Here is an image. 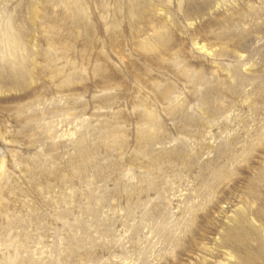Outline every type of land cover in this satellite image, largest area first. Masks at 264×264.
Masks as SVG:
<instances>
[{
	"label": "rangeland",
	"instance_id": "374dc122",
	"mask_svg": "<svg viewBox=\"0 0 264 264\" xmlns=\"http://www.w3.org/2000/svg\"><path fill=\"white\" fill-rule=\"evenodd\" d=\"M263 240L264 0H0V264Z\"/></svg>",
	"mask_w": 264,
	"mask_h": 264
},
{
	"label": "bare ground",
	"instance_id": "6f19581e",
	"mask_svg": "<svg viewBox=\"0 0 264 264\" xmlns=\"http://www.w3.org/2000/svg\"><path fill=\"white\" fill-rule=\"evenodd\" d=\"M256 230H257V229H256ZM258 231H259V230H258ZM258 231H257V233H258ZM263 242H264V240H263ZM263 242H262V244H263ZM259 243H260V242H259ZM259 243H258V246H261V245H259ZM262 246H263V245H262ZM259 249H261V248H259ZM262 251H263V250H261V252H259V253H262ZM263 252H264V251H263ZM262 254H263V253H262ZM255 255H256V254H255ZM255 255H254V256H255ZM259 255H260V254H259ZM263 255H264V254H263ZM260 256H261V255H260ZM257 257H258V256H257ZM262 257H263V256H262ZM252 258H253V257H252ZM259 258H261V257H258V259H259ZM263 258H264V257H263ZM263 258H261V259L263 260ZM262 260H261V261H262ZM261 261H260V262H261ZM254 262H255V260H254ZM262 262H263V261H262ZM259 264H260V263H259Z\"/></svg>",
	"mask_w": 264,
	"mask_h": 264
}]
</instances>
